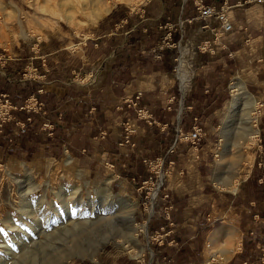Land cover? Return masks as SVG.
Wrapping results in <instances>:
<instances>
[{"label":"rangeland","instance_id":"rangeland-1","mask_svg":"<svg viewBox=\"0 0 264 264\" xmlns=\"http://www.w3.org/2000/svg\"><path fill=\"white\" fill-rule=\"evenodd\" d=\"M86 1L0 0V47L6 48L3 58L25 57L29 52L20 76L21 87L28 89L23 94L14 89L11 93L0 91V138L7 143L0 146V264H145L147 260L162 264L160 258L171 256L172 251L164 248L160 232L149 231L146 220L166 215L157 203L163 187L178 195L186 192L180 203L204 200L201 208L209 210L212 206L222 210L230 199L233 203L261 200L264 207V149L257 137V123L264 120V4H256L245 17L233 18V71L225 76L217 70L215 77H194L195 92L190 97L203 124V140L195 146L201 153L189 155L185 170L179 172L184 164L181 148L189 145L181 142L174 151L171 171L162 172L155 163L147 183L137 177L132 184L124 172L118 175V166L111 160L79 152L84 144L82 137L69 145L47 144L44 138L52 128L51 120L45 119L49 110L42 108L43 100L40 105L32 96V86L40 81L34 62L39 61L42 42H50L59 34L75 38L85 35L107 16L92 24L90 11L82 10ZM100 2L108 11L116 5L123 11L130 0ZM212 33H204V40L188 38L180 43L181 53L187 57L196 45L193 57L200 73L212 68L215 71L217 65L211 57L199 58ZM73 82L75 87L86 85L80 77ZM238 82L242 83V93L234 88ZM203 89H210L204 99L200 97ZM35 92L40 93L38 89ZM3 100L13 109L7 111L1 105ZM31 101L35 104L28 103ZM25 104V112L40 115L32 123L33 132L42 140L21 147L17 139L25 132H19V125L26 131L25 122L31 120L21 121L15 112ZM5 126L12 130L11 136L4 133ZM192 158L197 159L193 165ZM25 163L30 164L28 170L22 166ZM231 180L237 182L233 190L228 185ZM130 201L134 202L131 220L138 227L135 231L126 213ZM234 212L239 213L235 209L230 215ZM210 216L215 218V213ZM51 219L59 223L51 224ZM178 251L173 252L170 264H184L183 254L190 256L192 263L201 261L198 256Z\"/></svg>","mask_w":264,"mask_h":264},{"label":"crops","instance_id":"crops-1","mask_svg":"<svg viewBox=\"0 0 264 264\" xmlns=\"http://www.w3.org/2000/svg\"><path fill=\"white\" fill-rule=\"evenodd\" d=\"M256 1L130 0L124 7L126 11L114 6L85 35L75 38L59 34L52 36L50 42L43 41L38 49L39 61L34 62L40 81L32 87L38 89L39 99L49 110L46 120L57 122L61 129L62 140L58 145H69L82 137L84 144L79 152L111 160L118 166V175L124 172L132 184L137 177L147 183L155 163L162 172L171 171L177 148L170 153L173 138L178 132L189 133L195 116L201 121L199 125H203L190 97L195 92L194 77H215L217 70L220 72L217 74L225 76L234 66L230 52L233 30L223 33L211 21L199 18L196 4L215 10L228 7L227 17L234 25V17H245L256 4H264ZM209 30L212 37L200 49L199 58L211 57L217 65L215 71L212 68L200 73L193 57L196 45L187 57L181 53L180 43L188 38L204 40L203 34ZM3 51L6 48L0 47V91L11 93L14 89L23 94L26 89L21 87L20 76L29 52L24 57L20 49L19 56L23 57L7 55L5 59ZM75 77L86 85L73 86ZM208 90H201L200 97H209ZM136 109H144L152 124L137 120ZM126 127L132 131L128 144L122 140ZM257 137L264 149V120L257 123ZM181 150L184 164L179 172L185 170L189 155L201 153L191 145ZM195 160L192 158V165ZM159 193L157 203H161L166 215L162 219L147 218L146 224L149 231L161 233L164 248L172 251V255L179 250L201 259L200 263H192L190 256L183 254L184 264H264L261 200L233 203L230 199L222 210L214 206L209 210L201 208L204 200L193 203L187 199L180 203L186 192L178 195L175 190L163 187ZM235 209L239 213L230 215ZM211 213H215V218ZM171 256L158 259L162 264H170Z\"/></svg>","mask_w":264,"mask_h":264},{"label":"built area","instance_id":"built-area-1","mask_svg":"<svg viewBox=\"0 0 264 264\" xmlns=\"http://www.w3.org/2000/svg\"><path fill=\"white\" fill-rule=\"evenodd\" d=\"M257 3H264V1L257 0ZM196 11L198 14V17L211 21L213 24L217 25V27L221 30L223 33H229L232 31V25L227 17L228 7H220L218 10L212 9L210 7H206L201 5L200 3L196 4ZM23 77L25 75H22ZM4 98V97H3ZM137 99V98H135ZM35 104V101H31L28 103ZM1 105L6 108L7 111H10L13 109L7 100H3L1 102ZM28 104L22 105L19 107L20 110H26L28 111ZM132 105L135 106V103L132 102ZM135 118L137 120H143L147 125L152 124L151 116L144 110V109H136L135 111ZM19 132L24 133V126L22 124L19 125ZM131 129L129 127H126L124 129V136H123V143L128 144L129 143V136L131 134ZM202 137V128L199 125V120L196 117L192 118V126L189 133H178V137L174 140V144H172V149H170V153L173 152V149L175 146L180 144L181 142L188 143L189 145L195 147L199 143L200 139ZM133 145L130 144V148H132Z\"/></svg>","mask_w":264,"mask_h":264},{"label":"trees","instance_id":"trees-1","mask_svg":"<svg viewBox=\"0 0 264 264\" xmlns=\"http://www.w3.org/2000/svg\"><path fill=\"white\" fill-rule=\"evenodd\" d=\"M26 87H29V86H26ZM26 87H24V89L27 90L28 88H26ZM37 94L38 93H36L35 90L32 91V96H34L36 98L35 100L38 102V104H40L41 100L39 99ZM9 98H10V96H9ZM43 108H45V105H43ZM15 115H17L21 119V121H24V122H25L26 118H30V120H31V122H29V123L25 122V127H26L25 133L18 136L17 140H18L19 146L23 147L24 144H26L29 141H33V142H35V144H37V142L42 140V136L40 134L36 135L33 132L35 126L33 125L32 122L35 121L36 119H38V117L40 119V115L38 113L25 112L24 110H21V111H16ZM48 118H49L48 114L46 113L45 119H48ZM51 124H52V128H51V131L49 132L50 135H48V136L45 135L46 138H44V141L47 144L49 143L51 146H56V145L60 144V141L62 140V135L60 134L61 129H60L58 123L51 121ZM4 133L7 134L8 136H11L12 130L10 128L6 127V129L4 130ZM11 141H13V140H11ZM6 145H7L6 140H4L3 138H0V146L5 147Z\"/></svg>","mask_w":264,"mask_h":264},{"label":"bare ground","instance_id":"bare-ground-1","mask_svg":"<svg viewBox=\"0 0 264 264\" xmlns=\"http://www.w3.org/2000/svg\"><path fill=\"white\" fill-rule=\"evenodd\" d=\"M69 1V0H68ZM65 6V5H64ZM82 10H89L93 19L91 21L92 24H95V22L100 19L102 16H104L107 12L108 9L107 7L100 2V0H88L83 4V8ZM68 16V15H67ZM234 88H236L237 92L239 91V93L243 92V86L241 82H238ZM12 165V163H10V166ZM23 168L25 170H28V168L30 167V164H22ZM236 181H229L228 185L231 186V190H233L235 188L236 185ZM61 195V194H60ZM63 195V194H62ZM63 197V196H62ZM109 197V196H108ZM123 198V197H122ZM129 201V200H128ZM126 205H128L127 207L130 209L128 210L127 213V218L129 219L130 225H133V231H135L138 227L135 225V223L132 222L131 220V212H132V208L134 207V202L130 201V203H127ZM68 217V216H67ZM71 218V217H70ZM67 219V218H66ZM133 219V218H132ZM68 220V219H67ZM105 220V218H104ZM68 222V221H67ZM59 220H54L51 219V224H58ZM75 226V225H74ZM46 232V231H45ZM49 232V231H48ZM41 233V232H40ZM43 233V232H42ZM230 253V252H228Z\"/></svg>","mask_w":264,"mask_h":264}]
</instances>
